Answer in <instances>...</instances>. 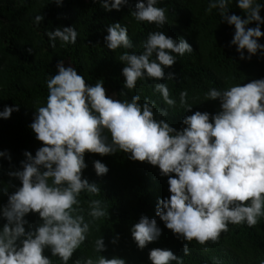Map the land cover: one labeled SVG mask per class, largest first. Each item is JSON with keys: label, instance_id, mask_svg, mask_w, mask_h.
<instances>
[{"label": "clouds", "instance_id": "1", "mask_svg": "<svg viewBox=\"0 0 264 264\" xmlns=\"http://www.w3.org/2000/svg\"><path fill=\"white\" fill-rule=\"evenodd\" d=\"M57 5L61 0H54ZM97 2V0H94ZM107 12L120 11L127 6L137 22L155 24L163 28L167 23V9L157 6L161 0H136L133 10L129 0H98ZM230 0H208L206 13L217 9L220 21L234 25L235 31L229 46H235L240 60L264 56V36L261 25L264 18L260 11L264 3L259 0H236V5L246 18L228 15ZM43 14L34 17L39 26ZM255 22V27H247ZM103 37L104 46L115 51L132 49L127 27L120 22L110 23ZM49 46L61 47L75 44L78 32L74 26H58L48 30ZM140 53L125 51L118 60L123 63L124 77L120 96H127L136 88L138 80H151L154 93H159L166 108L156 107L154 100L140 95L130 99L106 95L104 79L93 85L86 83L77 69L64 60L57 61L56 74L47 80V100L35 108L28 127L35 139L42 142L35 155L24 152L20 168L7 172L20 181L15 191L5 193L7 203L0 205V264H53L51 257H59L61 264H68L73 253L86 240L90 226L98 219L109 216L101 199H90L86 220L78 199L82 192L99 195L100 186L83 177L88 167L85 153L101 156L116 153L128 154L133 161L147 162L167 177L169 195L158 198L155 216L164 226L183 241V254L188 255V243L194 239L201 245L217 241L220 233L228 231L229 224H246L252 227L264 217V78L245 84H235L224 89L210 88L201 101H219L215 113L196 110L184 115L182 127L177 129L165 119L168 109L177 105L170 96L167 83L174 80L170 68L178 56L193 51L182 37L173 38L165 31H151L142 42ZM32 48H28L29 53ZM245 51L247 55H245ZM179 107L190 112L187 90L179 93ZM19 105H4L0 118L9 119ZM0 157L11 161L7 150ZM95 174L105 175L109 169L100 160L93 161ZM38 214L39 223L33 228L25 218ZM133 242L140 250L156 242L162 229L155 218L141 215L130 229ZM119 236L110 242L116 244ZM107 246L103 236L94 241V251L102 253ZM48 249L51 256L45 255ZM207 250V249H205ZM150 264H183V259L170 249L153 248L148 252ZM73 264H127L118 256L106 258L99 255ZM264 264V261H261Z\"/></svg>", "mask_w": 264, "mask_h": 264}, {"label": "trees", "instance_id": "2", "mask_svg": "<svg viewBox=\"0 0 264 264\" xmlns=\"http://www.w3.org/2000/svg\"><path fill=\"white\" fill-rule=\"evenodd\" d=\"M264 3V0H259ZM135 9L136 0H129ZM208 0H161L157 6L167 9V23L163 28L155 24L137 22L127 6L120 11H105L94 0H61L57 5L54 0H0V111L4 105H19V111L13 112L9 119L0 118V151L7 150L11 161L0 157V205L7 203L5 193L15 191L20 181L9 177L7 172L20 168L25 160V151L35 155L42 142L35 139V134L28 127L33 118L35 108L46 104L48 90L47 80L56 74L55 65L58 60L70 61L81 74L86 83L93 85L98 79H104L106 95L116 93V98L130 99L132 95H140V103L145 97L156 102L153 109L166 108L159 93H154L151 80H138L136 88L127 96H120L124 77L121 75L123 63L118 60L125 51L140 53L142 42L151 31H165L175 38H184L193 48L191 53L177 57V62L165 69L174 72V80L161 79L167 83L170 96L177 100V105L168 109V115L156 116L165 119L177 129L182 127L181 120L196 110L215 113L219 110V101H203L204 93L210 88L224 89L235 84H245L254 79L264 78V56H253L251 60H240L235 46H229L234 35V25L220 21L219 11L213 9L206 13ZM43 14V22L37 26L34 17ZM246 18L243 11L230 0L228 15ZM260 15L264 18V8ZM120 22L127 27L132 49L118 48L111 51L104 46L103 37L107 35L106 27L110 23ZM74 26L78 32L75 44L61 47L49 46L46 36L48 30L58 26ZM255 22L247 27H255ZM264 32V24L261 26ZM264 44V36L258 39ZM32 48V52L27 51ZM245 55L247 52L245 51ZM188 92V102L193 104L190 112L179 107V93ZM88 165L83 170V177L89 182H96L101 192L90 195L82 192L80 205L86 220L90 199H101L109 216L96 220L90 226V232L69 260L73 264L76 259L99 255L106 258L118 256L126 259L127 264H150L148 252L153 248L172 250L183 259V264H261L264 261V217H260L256 225L229 224L228 231L221 232L217 241H207L201 245L195 239L188 243L189 254H183L186 241L178 239L163 222L155 216L158 198L169 195L167 177H161L156 166L147 162L133 161L128 154L116 153L101 156L97 153H85ZM100 160L109 171L97 176L93 161ZM141 215L155 218L162 229L158 241L150 243L140 250L133 242L130 227L139 221ZM29 226L35 227L40 221L38 214L30 213L25 217ZM4 219L0 218V226ZM119 236L118 242L110 241ZM103 236L107 246L102 253L94 251V241ZM207 249V250H205ZM45 255L51 256L48 249ZM53 264H61L59 257H51ZM172 264H176L175 261Z\"/></svg>", "mask_w": 264, "mask_h": 264}, {"label": "rangeland", "instance_id": "3", "mask_svg": "<svg viewBox=\"0 0 264 264\" xmlns=\"http://www.w3.org/2000/svg\"><path fill=\"white\" fill-rule=\"evenodd\" d=\"M65 63V66H68L69 64H72L70 61H66V62H64ZM73 66V65H72ZM112 95V94H111ZM110 95V96H111ZM116 98V97H115Z\"/></svg>", "mask_w": 264, "mask_h": 264}]
</instances>
